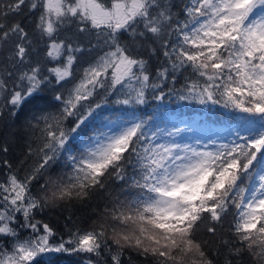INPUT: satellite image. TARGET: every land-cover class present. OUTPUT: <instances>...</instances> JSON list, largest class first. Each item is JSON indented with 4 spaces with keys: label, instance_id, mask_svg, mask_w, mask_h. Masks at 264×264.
<instances>
[{
    "label": "snow or ice",
    "instance_id": "1",
    "mask_svg": "<svg viewBox=\"0 0 264 264\" xmlns=\"http://www.w3.org/2000/svg\"><path fill=\"white\" fill-rule=\"evenodd\" d=\"M52 253L264 264V0H0V264Z\"/></svg>",
    "mask_w": 264,
    "mask_h": 264
},
{
    "label": "trees",
    "instance_id": "2",
    "mask_svg": "<svg viewBox=\"0 0 264 264\" xmlns=\"http://www.w3.org/2000/svg\"><path fill=\"white\" fill-rule=\"evenodd\" d=\"M169 115L172 116L173 119H175L176 117H180L189 124L192 125L194 124V126H198L201 124L211 125L212 124L211 121L218 123L217 125L219 126H222L223 123L230 122L228 120V117L232 116L233 114L225 112V110L220 108H212L211 112H209L208 109H205L202 106L193 103V104H178V105L170 104ZM12 147L14 152L18 151V148L15 144H13ZM79 216L80 214L77 213V215L73 217V219L76 221L78 226L81 224V219H77V217ZM51 220L54 227H57L58 229L62 228L63 225L62 219H58L55 215H53L51 217ZM90 223H91L90 220L85 221L83 223V226L86 227ZM209 255L211 256V253H209ZM79 260L80 258L75 255L68 256L66 254L52 253L44 258L42 264H78ZM136 264H152V261L151 258H149L148 260H137Z\"/></svg>",
    "mask_w": 264,
    "mask_h": 264
},
{
    "label": "rangeland",
    "instance_id": "3",
    "mask_svg": "<svg viewBox=\"0 0 264 264\" xmlns=\"http://www.w3.org/2000/svg\"><path fill=\"white\" fill-rule=\"evenodd\" d=\"M166 119H173V117L169 115L168 117H166ZM204 120H205V119H204ZM206 120H207V119H206ZM208 120H209V119H208ZM210 121H211V120H210ZM210 121H208V122H210ZM211 122H212L211 125H207L209 128L216 129V128L221 127V126L217 125L218 123H215V122H213V121H211ZM201 125H205V124H201ZM193 126H194V124H193ZM211 126H212V127H211ZM188 136H189L188 133H185V134H184L185 139H188Z\"/></svg>",
    "mask_w": 264,
    "mask_h": 264
}]
</instances>
